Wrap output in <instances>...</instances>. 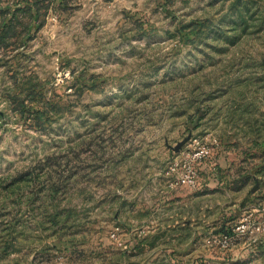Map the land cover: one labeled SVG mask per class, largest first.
<instances>
[{
    "label": "rangeland",
    "instance_id": "obj_1",
    "mask_svg": "<svg viewBox=\"0 0 264 264\" xmlns=\"http://www.w3.org/2000/svg\"><path fill=\"white\" fill-rule=\"evenodd\" d=\"M34 5L0 16V264H264L210 243L264 208V0Z\"/></svg>",
    "mask_w": 264,
    "mask_h": 264
},
{
    "label": "built area",
    "instance_id": "obj_2",
    "mask_svg": "<svg viewBox=\"0 0 264 264\" xmlns=\"http://www.w3.org/2000/svg\"><path fill=\"white\" fill-rule=\"evenodd\" d=\"M1 3H11L17 0H0ZM212 149L207 143L201 142L200 140H195L193 148L190 152L185 155V157L178 158L168 169V175L172 176L175 183L178 185L186 186L189 188H199V172L197 170V165L205 163L211 157ZM261 218L254 219L249 223H241L236 227H225L223 234L220 238L216 239L214 242L223 247H229L235 244L240 238L244 236L253 235L251 238L255 242L258 238L255 237L257 233H264V208L261 210ZM254 231L256 233H254Z\"/></svg>",
    "mask_w": 264,
    "mask_h": 264
},
{
    "label": "crops",
    "instance_id": "obj_3",
    "mask_svg": "<svg viewBox=\"0 0 264 264\" xmlns=\"http://www.w3.org/2000/svg\"><path fill=\"white\" fill-rule=\"evenodd\" d=\"M34 1L37 0H17L13 3H1L0 4V16L8 18L7 22H10L11 20L15 19V16L22 12V10H31L32 12L35 9ZM261 205L264 206V200L262 201Z\"/></svg>",
    "mask_w": 264,
    "mask_h": 264
}]
</instances>
